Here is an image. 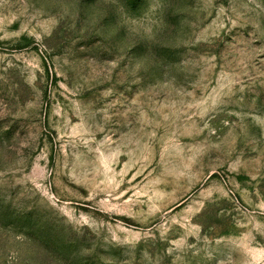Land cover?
<instances>
[{"label":"rangeland","instance_id":"rangeland-1","mask_svg":"<svg viewBox=\"0 0 264 264\" xmlns=\"http://www.w3.org/2000/svg\"><path fill=\"white\" fill-rule=\"evenodd\" d=\"M0 264H264V0H0Z\"/></svg>","mask_w":264,"mask_h":264}]
</instances>
